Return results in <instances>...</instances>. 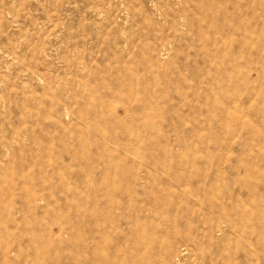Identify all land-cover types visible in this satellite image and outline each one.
<instances>
[{
    "label": "rangeland",
    "instance_id": "rangeland-1",
    "mask_svg": "<svg viewBox=\"0 0 264 264\" xmlns=\"http://www.w3.org/2000/svg\"><path fill=\"white\" fill-rule=\"evenodd\" d=\"M0 264H264V0H0Z\"/></svg>",
    "mask_w": 264,
    "mask_h": 264
}]
</instances>
